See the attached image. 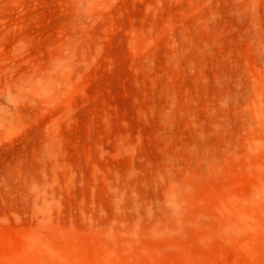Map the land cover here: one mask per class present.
I'll list each match as a JSON object with an SVG mask.
<instances>
[{"label": "rangeland", "instance_id": "1", "mask_svg": "<svg viewBox=\"0 0 264 264\" xmlns=\"http://www.w3.org/2000/svg\"><path fill=\"white\" fill-rule=\"evenodd\" d=\"M0 264H264V0H0Z\"/></svg>", "mask_w": 264, "mask_h": 264}]
</instances>
